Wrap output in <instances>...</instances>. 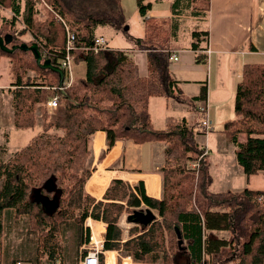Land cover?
I'll list each match as a JSON object with an SVG mask.
<instances>
[{"label":"trees","instance_id":"trees-1","mask_svg":"<svg viewBox=\"0 0 264 264\" xmlns=\"http://www.w3.org/2000/svg\"><path fill=\"white\" fill-rule=\"evenodd\" d=\"M23 1L21 5L20 0H0V34L11 33L13 44L37 43L42 61L49 59L60 66L65 76L60 85L59 73L42 68L31 51L16 49L10 53L0 48V59L6 56L11 62L15 127L41 126L12 158L0 159V233L2 215L27 216L30 228L37 233L40 255L48 254L53 264H65L62 226L73 221L81 228L80 241L89 243L91 231L84 229V223L91 217L107 225L104 250H118L138 261L224 264L225 254L227 258L234 256L236 264H264V189L214 192L210 189L212 175L207 159H200L199 167L189 166L203 155L198 135L205 133L201 127L205 115L195 124L170 117L164 130L152 125L149 99L176 96L179 91L178 80L171 72L174 32L168 19L147 17L151 3L137 0L146 34L144 38H130L147 52L148 75L140 76L125 50L108 46L94 49L98 27L125 30L122 0ZM189 1L195 14L207 15L210 0ZM4 9H10L13 15L4 17ZM19 20L25 28L17 34ZM68 31L75 35L74 46L69 49L73 61L86 63L85 76L70 85L61 64L68 51ZM27 32L32 35L31 42L20 39ZM208 36V31L193 32L191 47L203 49L197 54V62H207V48H202L201 42L206 43ZM32 71L39 76L28 74ZM242 73L236 90L235 118L225 123L222 133L236 145L238 164L249 178L264 171V64L247 63ZM55 95L58 105L50 113L47 104ZM207 95V83L203 82L194 98L205 102ZM54 129L64 134L57 135ZM98 130L105 131L107 138L108 149L102 155L119 140L165 143L164 166L160 169L162 198L149 196L143 182L133 186L122 179L111 181L103 200L85 192L84 183L92 173L88 166L92 139ZM240 134H246L245 141H239ZM142 204L161 218L131 228V237L124 240L119 217ZM224 230L230 237L216 234ZM2 254L0 246V264ZM100 257L103 263V255Z\"/></svg>","mask_w":264,"mask_h":264},{"label":"crops","instance_id":"crops-1","mask_svg":"<svg viewBox=\"0 0 264 264\" xmlns=\"http://www.w3.org/2000/svg\"><path fill=\"white\" fill-rule=\"evenodd\" d=\"M23 2L20 0L21 5ZM146 2L151 3L147 17L168 19L170 29L174 32L171 40L172 52L178 55L179 60L172 63L171 71L173 77L178 80L179 88L184 96V99L179 100L177 96L151 97L148 106L153 127L157 130L166 129L170 117L199 121L202 118L199 112L201 102L206 103L208 117L213 127L208 134L210 140L215 136L221 146L222 143L228 146L224 143L226 139L222 136V130L227 121L235 118L236 90L238 81L241 80H238V76L247 63L264 64V0H210V9L206 16L195 14L189 0H146ZM122 6L127 17L128 29L116 30L109 25L100 26L96 29V35L104 37L106 45L110 48L129 50L138 64L139 74L147 76V52L137 48L130 38V35L134 38L145 37V18L140 15L137 0H122ZM39 8L43 10L41 5ZM2 15L11 17L13 12L10 9H4ZM194 31L209 32L206 43L201 42L202 48L204 46L207 48L206 63L196 61V52L202 53L203 49L195 50L191 47ZM4 58L2 57L0 61ZM85 74V62L72 64L66 82L76 77H84ZM203 82L207 83L208 88L205 102L194 98L200 94ZM13 87L14 85H9L8 82L4 85L0 84V131L4 132L0 147L2 146L3 149L6 144L8 145L12 132H15V137L20 141L23 140L24 144L20 145L24 146L36 135L29 138L26 133H23L28 129H18L14 125ZM229 101L232 102V106L228 104ZM216 131L218 134H215ZM238 139L243 142L246 140V135L240 134ZM105 148L106 134L98 130L93 137L94 158L91 164L93 172L84 187L88 194L97 200L102 199L111 180L119 178L129 181L133 186L143 182L148 195L162 198L160 169L164 166L165 160L164 142L135 143L132 140H120L106 153L104 159L100 160L99 156ZM241 172L242 178L245 177L243 170ZM260 174L264 175V172ZM216 187L217 182L214 178L211 189L219 191L220 189ZM246 187L243 186V189ZM126 221L127 227L122 224L120 226L127 228V230L123 229L127 235L128 229L134 224H130L128 217ZM87 224L91 228L92 247L102 250L107 230L106 224L91 217L87 218ZM94 225H100L103 228L101 239L97 242L93 239ZM102 252L106 263L113 259L117 264L118 251L103 249ZM110 253L113 254L110 255Z\"/></svg>","mask_w":264,"mask_h":264},{"label":"rangeland","instance_id":"rangeland-1","mask_svg":"<svg viewBox=\"0 0 264 264\" xmlns=\"http://www.w3.org/2000/svg\"><path fill=\"white\" fill-rule=\"evenodd\" d=\"M41 14H43V12H41L40 15ZM15 27H17L15 32L17 34H19V32L25 28V25L21 22V20H19V21H17ZM20 39L24 40L26 42H31V40L33 38H32L31 33L27 32L25 34H22L20 36ZM126 52L129 54V56L136 63L135 59L130 55V51L127 50ZM199 53H201V52H198V53L196 52V54H199ZM4 57L5 58L2 61H0V84L4 85L5 82L6 83L8 82L9 85H12V83H13L12 81H14V78H13V74H12V70H11V62H10L8 57H6V56H4ZM171 60L174 62V61H178L179 59H177V60L171 59ZM82 62H79V63H82ZM72 64H76V63L74 61H72ZM136 65L138 68L137 63H136ZM138 73H139V70H138ZM28 74H31V75L35 74L37 77L39 76L35 71L28 72ZM242 74L243 73L241 72L240 75L238 76V80H240L242 78ZM36 76H34V77H36ZM30 77H32V76H30ZM78 78H81V77H76L74 79H71L70 82L68 81V84L70 85L73 80H76ZM9 80H11V81H9ZM38 81H39V79H38ZM66 84H67V82H66ZM238 84H239V81H238ZM13 89H14V87H13ZM178 89H179V91L177 90V92H175V95L177 96V100L184 99V96H182L183 95L182 90L179 88V85H178ZM12 93H13V91H12ZM157 96H164V95H157ZM152 97H154V96H152ZM167 97H170V96H167ZM201 104H202L201 106H203V105L206 106V112L200 111V108H199V112L201 113V117L205 115L204 118H207L206 113L208 112V105L206 103L203 104L202 102H201ZM228 104L230 106H232L231 101H229ZM188 105L191 106L190 103H188ZM47 107H48V104H47ZM47 109L50 113H52L55 110V108L50 109L49 107ZM148 110H149V106H148ZM13 113H14V108H13ZM13 118H14V114H13ZM39 118H40V115L38 112L37 113V119H39ZM197 118H199V117H197ZM176 119H178V118H176ZM194 120L192 119V120H189V121L187 120V121L189 124H195L196 121H194ZM167 123H168V121H167ZM211 125H212V123H211ZM202 129H205V128L202 127ZM212 129H213V127L210 130L205 129V133L200 134V136L198 135V141L200 142L201 146L204 149L203 155L200 156L199 159H196V160L190 162L189 166L192 168L193 167L194 168L199 167L198 166L199 160L202 158H205V160L207 159L208 165H209V172L212 175V183L210 184V189H211V186L213 184L214 178L217 182L216 188L220 189L219 191H214L211 189L214 192H221V191H226V190H232V192H239V191L243 190V186H247L246 188H252V189L264 188V175L260 174L261 172L254 174V175L250 176L249 178L244 173L245 177L242 178L241 170H243V168L241 167L240 164H238V161L236 158V156H237L236 155V152H237L236 145L233 143L231 144V142L228 140V138L224 134V132L222 133L223 134L222 136L226 139L224 143H227L228 146L223 145V143L221 146L218 143V141L216 140L215 136H213L210 140V137L208 134L211 133ZM40 130H41V126H40V124H38L33 128H29L28 130H25V132H23V133H26L30 138L33 135L37 134ZM52 132L56 133L57 135H63L64 134V131L61 129H54V130H52ZM3 133L4 132L0 131V143H1V140L3 141V139H4ZM105 134H106V132H105ZM215 134H218L217 131L215 132ZM205 135H208V136H205ZM219 138H221V136ZM20 144H24L23 140L20 141V139L15 137V132H12L11 139H10L8 145L6 144L5 149L2 150L3 149L2 146L0 147V159L7 161L8 159L12 158L13 155L18 150L21 149L18 146H24V145H20ZM106 149H108L107 138H106V148L102 150V152L99 156L100 160H103L104 157L106 156V153L110 150L109 149L104 155H102ZM91 151H92V153H91L90 158L88 160L89 161L88 166L90 168H92L91 164H92V161L94 158L93 139H92ZM114 166H116V165H114ZM92 172H93V168H92ZM243 172H244V170H243ZM91 174H90V176H91ZM90 176L88 177V179L90 178ZM213 176H214V178H213ZM161 178H162V175H161ZM88 179L86 180V182L88 181ZM115 179H119V178H115ZM122 180H124V179H122ZM125 181H127V180H125ZM2 182L3 181L1 180L0 186L2 185ZM86 182L84 183V187L86 185ZM162 187H163V179H162ZM84 190H85V188H84ZM101 200H103V198ZM79 204H80V201L77 202V205H79ZM127 207H128L127 204H125V209ZM145 208H147V206L145 204H142L141 207H138V209L135 211L142 210ZM154 212L156 213L155 219H160L161 217L159 216L157 211H154ZM132 213L133 212L129 213L127 210H125L120 215L119 221H118V226L120 227V229L127 230V228H124V227L122 228L120 226V224H122V226L124 225L127 227L128 222L127 221L125 222V219H126V217H128ZM2 218H4V223H3V229H2L3 232L0 233V246L2 247V252H3V254L1 255V256H3V261L1 264H15V262H17L18 260L30 262L31 264H53V261L50 260L48 254L45 253L44 255H40L39 250H38V236H37V233L34 232L30 228L29 220H28L27 216H20V217L11 218L9 216L4 217V215H2ZM121 221H122V223H121ZM100 222H102V221H100ZM130 224L131 225L134 224L131 228L136 227V226H143L142 224H136L134 222H131ZM87 228L89 229L90 227L87 224V218H86L85 223H84V229H87ZM131 228L128 229L127 235L125 234V232L123 230V236L122 237L124 238V240H128L131 237L129 234V230ZM80 230H81L80 226L77 225L76 223H74L73 221L66 222L62 226L61 242H62L63 247H64V253H65L64 263L65 264H80V261L82 260V258L88 253L89 249L92 248L91 237H90L89 243H87V242L82 243L80 241ZM90 230H91V228H90ZM216 234L218 236L224 237V238L230 237V232L225 231V230L216 232ZM103 240L105 241V238ZM186 243L187 242L185 241V244ZM102 250H103V248H102ZM112 250H114V249H112ZM115 251H118V250H115ZM118 253H119V256H118L117 264H126V263L127 264H130V263L131 264H162L161 262L152 263V262L145 261V260L144 261H138V260H135L129 254H126V253L121 254L119 251H118ZM100 255H103V263L101 262V264H109L108 262H110V261H108L107 263L105 262V255L103 254V252L101 253V250H100ZM232 258L234 259V256L227 258V257H225V254H224L222 257V261H224L223 262L224 264H236V261L233 260ZM100 260H101V257H100ZM113 263H115L114 260H113Z\"/></svg>","mask_w":264,"mask_h":264},{"label":"water","instance_id":"water-1","mask_svg":"<svg viewBox=\"0 0 264 264\" xmlns=\"http://www.w3.org/2000/svg\"><path fill=\"white\" fill-rule=\"evenodd\" d=\"M128 29V25H126L125 30ZM0 48L7 52H13L16 49H22L25 51H31L34 57L37 60V63L45 69H53L54 71L58 72L60 75V85L63 84L64 81V70L60 66L53 65L49 59L42 61V55L37 43H32L31 45L27 43L22 44H13V35L11 33H6L5 35L0 34ZM131 222L136 224H142L143 226L148 225L151 223L155 218L156 214L149 208L145 210H138L133 212L128 216ZM178 236H179V244H182L183 240L181 238V233L179 229H177Z\"/></svg>","mask_w":264,"mask_h":264},{"label":"built area","instance_id":"built-area-1","mask_svg":"<svg viewBox=\"0 0 264 264\" xmlns=\"http://www.w3.org/2000/svg\"><path fill=\"white\" fill-rule=\"evenodd\" d=\"M74 37L75 35L72 32L68 31V35H67L68 51H67L66 57H64L61 61L62 67L68 71H71V67H72L73 59L71 56V51L69 49L74 46ZM104 47H106L105 38L96 37L95 46H94L95 51H98L99 49H102ZM171 59L177 60L179 59V57L177 54L173 53L171 56ZM67 85H69L68 82H67ZM57 103H58V95H55L51 100L48 101V107L50 109H54L57 107L58 105ZM200 111L206 112V106L205 105L201 106ZM206 117L207 118L203 117L201 121V126L205 128L206 130H210L212 128V125H211V120L208 118V112L206 113ZM15 264H31V263L18 260ZM80 264H101L100 249L98 247L90 248L88 253L80 261Z\"/></svg>","mask_w":264,"mask_h":264},{"label":"bare ground","instance_id":"bare-ground-1","mask_svg":"<svg viewBox=\"0 0 264 264\" xmlns=\"http://www.w3.org/2000/svg\"><path fill=\"white\" fill-rule=\"evenodd\" d=\"M65 68H67V67H65ZM68 69H70V68H68ZM66 70V69H65ZM67 71V75H68V73L69 72H71V71H68V70H66ZM103 143V142H102ZM98 144H97V149H98ZM100 190V189H99ZM95 226V233L93 234V239H94V241L95 242H97V241H99L100 239H101V234H103L102 233V231H103V228H102V226H100V225H98V226H96V225H94ZM102 251V250H101ZM108 253V252H107ZM113 253H110V255H112ZM16 263V262H15ZM109 264H115V263H113V259L110 261V262H108ZM127 264V263H126Z\"/></svg>","mask_w":264,"mask_h":264}]
</instances>
